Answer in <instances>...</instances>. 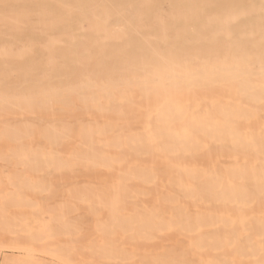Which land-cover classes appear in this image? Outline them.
<instances>
[{"label":"bare ground","instance_id":"1","mask_svg":"<svg viewBox=\"0 0 264 264\" xmlns=\"http://www.w3.org/2000/svg\"><path fill=\"white\" fill-rule=\"evenodd\" d=\"M4 1L5 219H70L87 264H264L243 252L264 249V49L245 1Z\"/></svg>","mask_w":264,"mask_h":264},{"label":"rangeland","instance_id":"2","mask_svg":"<svg viewBox=\"0 0 264 264\" xmlns=\"http://www.w3.org/2000/svg\"><path fill=\"white\" fill-rule=\"evenodd\" d=\"M17 2L19 1V0H16ZM245 1V10H246V12L247 13H249L250 15H255V14H257V15H255V17L253 18V21H252V26H248V30H250V28H251V33L253 32L254 33V35L255 36H253V38H248V42H251L253 45H257L258 44V42H260L261 43V48H262V50L264 49V0H244ZM4 0H0V12H1V10H3V9H5V8H7L6 6H5V4H4ZM18 7V5L17 6H15L14 8H17ZM167 7H168V4L167 3H165V2H162V8L164 9V10H166L167 9ZM258 11V12H257ZM239 22V24L240 25H244L245 24V22L244 21H237V23ZM242 22H243V24H242ZM236 23V24H237ZM0 24H2V20H1V15H0ZM248 24V23H247ZM250 25H251V23H250ZM250 36V35H249ZM263 45V46H262ZM17 50L18 51H21V47L20 46H18L17 47ZM79 52H80V50H79ZM1 175H4V176H7L8 175V173H6V172H3ZM2 187L4 188V189H2ZM0 190L2 191H0V197L8 190V188H7V186H6V183H4V182H2V183H0ZM4 205L0 202V233H1V236H0V244H3V245H0V264H81L80 262H82V264H87V261L85 260V258H81V256H80V254L78 253V251H77V253H75V255L76 256H74V257H77V258H71L72 256L71 255H73L72 254V252L74 253V251L76 250V248H78V250L80 249L79 247H80V245L82 246V242L84 243V241L85 242H87V237H88V233H87V231L84 229V228H81V230L79 229V230H77V232L79 231V233L76 235L75 233H77L76 231H74V228H73V226H71L72 225V223H73V221H71L70 219H68V220H66L67 218H45V219H43V220H38V224L36 225V224H34V222H35V220H33L32 219V223L31 222H29L28 220H30L29 218L27 219V220H19V222H17L18 220H16V221H14V220H6L5 219V216H3L2 215V211L4 210ZM33 218V217H32ZM57 221H56V220ZM65 219V220H64ZM8 223H7V222ZM10 221L12 222H16V223H13V224H10ZM24 221V222H23ZM21 222V223H20ZM63 222V223H62ZM77 222H80V223H87V220H84V221H77ZM89 222V221H88ZM7 223V224H6ZM31 223V224H30ZM69 223V224H68ZM3 224V225H2ZM22 226H21V225ZM29 226H28V225ZM34 224V225H33ZM19 226L18 228L17 227H15V226ZM24 226H26V228L24 227ZM28 226V227H27ZM35 226V227H34ZM60 228H59V227ZM16 229H15V228ZM34 227V229H31V228H33ZM6 228V229H5ZM11 229L10 231H12L13 229L14 230H17V231H15L14 232V230L12 231L13 232V234H12V232H10V231H8L7 233H5V230H7V229ZM22 229L21 231H20V229ZM73 228V229H72ZM30 229H31V231H30ZM37 229H39V230H37ZM64 229H66V230H64ZM35 230L37 231V232H35ZM44 230V231H43ZM49 230V231H48ZM71 230V233L73 232V234H72V236L70 235L71 233L69 232ZM83 230V231H82ZM20 231V232H19ZM23 231V232H22ZM27 231H29L28 233V235H27ZM40 231H41V233H40ZM48 231V232H47ZM59 233H58V232ZM62 233H65L66 232V235L65 234H62ZM85 231V232H84ZM42 232H44V233H42ZM50 232V233H49ZM4 233L6 234V235H4ZM15 233H18V234H16L15 235ZM25 233V234H24ZM36 233V234H35ZM38 233H39V235H38ZM61 233V234H60ZM70 233V234H69ZM9 234V235H8ZM11 234V235H10ZM46 234H50L49 236H51V237H49V239H48V237H46L45 235ZM58 234H60V236H57ZM69 236H68V235ZM4 235V236H3ZM15 235V236H14ZM31 235V236H30ZM36 235H38V236H36ZM53 235V236H52ZM61 235H63L62 237H61ZM76 235V236H75ZM83 235H86V238H85V240L84 241H82L81 240V236H83ZM5 236H8L9 238H15L16 240H12V239H9L8 240V238L6 237L5 238ZM21 236V238L20 239H18L19 237ZM24 236V237H23ZM26 236V237H25ZM28 236V237H27ZM39 236L40 237H43L42 239H39ZM45 236V237H44ZM56 236V237H55ZM71 236V237H70ZM74 236V237H73ZM38 237V238H37ZM55 237V238H54ZM59 237V238H58ZM47 238V239H46ZM51 238H53V239H51ZM80 238V239H79ZM259 238V237H258ZM261 238H263V237H261ZM17 239L18 240H21L22 241V243L23 244H25V245H19V246H17L16 244L19 242V241H17ZM24 239H26L25 241H23ZM34 239V240H33ZM79 241H78V240ZM8 240V241H7ZM27 240H29V242L31 243V241L33 242V244H31L30 245V243L27 241ZM38 240H39V242H38ZM43 240H45V241H43ZM61 241V242H58V241ZM78 241L80 244H79V247H76V246H78V243H77V245L74 243V241ZM81 240V241H80ZM5 241H7L5 244H4V242ZM12 241H16V242H12ZM43 241V242H42ZM72 242V244H71V242ZM35 242V243H34ZM42 242V243H41ZM19 243H21V242H19ZM18 243V244H19ZM46 244V245H44V248H43V244ZM57 243H59L60 245H58ZM73 246V247H70L71 245ZM28 244H29V246H30V248H29V246H28ZM35 244H37V245H40L41 246V248H39V249H36L37 247H36V245ZM10 245V246H9ZM13 245V246H12ZM32 245H34L35 246V248H33L32 247ZM68 245H70V246H68ZM76 245V246H75ZM83 245H85L86 246V243L85 244H83ZM14 246H17L15 249L13 248ZM20 246L21 247H23L22 248V250H21V248H20ZM46 246V247H45ZM60 246H62V248H66L67 246H68V249L66 248V251L67 250H70V251H67V252H69V254L66 252V251H63L62 253H64V255H65V257L63 258V254L62 253H60L59 251L61 250V249H59L60 248ZM84 247V246H83ZM44 249V251H42L43 249ZM46 248V249H45ZM71 248H73V249H71ZM74 248H75V250H74ZM85 248V247H84ZM28 249H30V250H28ZM40 249H42V250H40ZM27 250V251H26ZM82 250L83 249H81V252H82ZM86 250V249H85ZM85 250L83 251V252H85ZM221 251H219L218 250V252H216L217 253V256L218 257H220V258H222V259H225V258H227V257H229V254H231V256L235 253V251L233 252V254H232V252L230 251V250H225V249H220ZM223 250H225V251H227V254H228V252H229V254L227 255L225 252L224 253H220V252H222ZM247 250V251H246ZM249 250L250 251H252V252H249ZM259 250V251H258ZM261 250H263V253L261 252ZM26 253H28V254H26ZM31 251V252H30ZM45 251H49L48 253L47 252H45ZM80 251V250H79ZM246 251V252H245ZM256 251H257V253H256ZM37 252V253H36ZM82 252V253H83ZM231 252V253H230ZM237 252H239V251H237ZM244 253H247L248 252V254L247 255H249V253H254V254H256V255H252V254H250L249 255V257L248 258H246L244 261H253V260H258L259 259V255H260V253H262L261 255H263L264 254V249H255V248H246V249H244V251H243ZM32 253V254H31ZM57 253H60L59 255H57ZM65 253H67V254H65ZM239 253H241V252H239ZM239 253H236V255H238ZM23 254V255H22ZM25 254V255H24ZM36 254V255H35ZM63 255V256H61L60 257V255ZM77 254H79V255H77ZM223 254H226V255H223ZM83 255V254H82ZM85 255V254H84ZM258 255V256H257ZM25 256V257H24ZM45 256H48L47 258L45 257ZM67 256H68V258H69V260L71 259L72 261L74 260V259H76V262H75V260H74V262H72V263H69V262H71V261H69L68 260V262H67ZM44 257V258H43ZM84 257V256H83ZM251 257V258H250ZM261 257V256H260ZM263 257H264V255H263ZM46 258V259H45ZM33 259H35V261L33 260ZM39 259V260H38ZM81 260V261H79V260ZM27 260H29V262L27 261ZM36 260H38L39 262H37ZM44 262H43V261ZM42 261V262H41ZM61 261V262H60ZM65 261V262H64ZM261 263H264L263 261H264V258H262L261 260ZM78 262V263H77ZM243 264H246L245 262L243 263ZM252 264V263H251Z\"/></svg>","mask_w":264,"mask_h":264}]
</instances>
